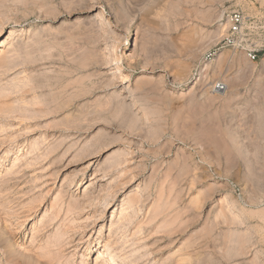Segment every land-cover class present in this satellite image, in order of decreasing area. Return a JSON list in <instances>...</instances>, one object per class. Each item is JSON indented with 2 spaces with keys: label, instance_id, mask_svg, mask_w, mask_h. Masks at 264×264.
<instances>
[{
  "label": "rangeland",
  "instance_id": "obj_1",
  "mask_svg": "<svg viewBox=\"0 0 264 264\" xmlns=\"http://www.w3.org/2000/svg\"><path fill=\"white\" fill-rule=\"evenodd\" d=\"M195 1L0 0V264H264V0Z\"/></svg>",
  "mask_w": 264,
  "mask_h": 264
},
{
  "label": "built area",
  "instance_id": "obj_2",
  "mask_svg": "<svg viewBox=\"0 0 264 264\" xmlns=\"http://www.w3.org/2000/svg\"><path fill=\"white\" fill-rule=\"evenodd\" d=\"M225 25L223 39L210 53V57L222 49L229 48L245 54L250 61L259 60L262 47H258L255 36L264 30V21L254 19L244 9L239 8L226 14ZM222 88L223 85L220 86V89Z\"/></svg>",
  "mask_w": 264,
  "mask_h": 264
},
{
  "label": "bare ground",
  "instance_id": "obj_3",
  "mask_svg": "<svg viewBox=\"0 0 264 264\" xmlns=\"http://www.w3.org/2000/svg\"><path fill=\"white\" fill-rule=\"evenodd\" d=\"M74 1V0H73ZM83 1H85V0H75V2L76 3H81V2H83ZM202 2H206V0L204 1H201V3ZM189 3H191L192 5H193V7L194 8H196V6H197V2L195 1V0H189ZM175 7V6H174ZM193 7H192V9H193ZM73 8V7H72ZM175 8H177V7H175ZM174 8V9H175ZM192 11H194V9L193 10H190L189 12L192 14ZM195 13V12H194ZM193 13V14H194ZM206 13H207V11H206ZM192 14V15H193ZM203 16V15H202ZM220 17V16H219ZM204 18V17H203ZM202 18V19H203ZM205 19V18H204ZM221 18H219V22L220 21H223V20H220ZM219 24V23H218ZM221 25V28L222 27H225L226 25H225V23H222V24H220ZM220 28V29H221ZM225 29V28H224ZM223 30V29H222ZM235 52V51H234ZM226 58L224 57V55H223V52H218V54H217V57H216V61H220L221 62V64L224 62V64L223 65H220L219 67L217 66V68H220L222 71L224 70L225 71V67L224 66H227V64H230V62H232L233 61V57H230V58H228L227 57V59L225 60ZM220 62H219V64H220ZM218 64V65H219ZM208 65V64H207ZM242 71V70H241ZM244 71V70H243ZM252 71V70H251ZM261 71H264V58L262 59V64H261V66L260 67H258V68H256V69H254L253 71H252V74H254L255 75V77L257 76V74L259 73V72H261ZM251 73V72H250ZM246 74V73H245ZM263 75V74H262ZM260 76H261V74H260ZM263 77V76H262ZM223 78V77H222ZM261 79V78H260ZM264 79V78H263ZM259 80V79H258ZM262 80V79H261ZM240 84V83H239ZM225 86L224 85V83H223V81H222V79H220V80H218L217 82H215L210 88L213 90V92H214V90L216 91V90H219V92H221V89H220V86ZM263 85V84H262ZM223 89V88H222ZM211 90V91H212ZM205 92H207V91H205ZM236 95V94H235ZM264 95V94H263ZM236 97V96H235ZM260 97H261V95H260ZM215 98V97H214ZM213 98V99H214ZM258 98V99H257ZM257 98H255V99H257L256 100V102L255 101H253L254 103H253V105L255 106V108H259V107H261V103H260V101H258L259 100V96L257 97ZM212 99V100H213ZM261 99H263V98H260V100ZM211 100V101H212ZM264 100V99H263ZM263 100H262V102H263ZM216 101V100H215ZM251 102V101H250ZM191 118V117H190ZM195 119V118H194ZM193 119V120H194ZM189 120V119H188ZM188 120H186V124H187V122H188V124L187 125H189V123H190V120L188 121ZM192 123V124H191ZM190 124L191 125H195L196 126V121H195V123H193V122H191ZM186 126V125H185ZM190 126V125H189ZM189 126H186V127H189ZM194 126V127H195ZM193 127V126H192ZM192 127L190 126L189 127V129L192 131V130H194V129H192ZM188 131V133H189V135H190V132L191 131ZM195 131H197V133L196 134H198V130L197 129H195ZM195 136H197V135H195ZM191 137V136H190ZM222 139V138H221ZM99 253H101V250H99Z\"/></svg>",
  "mask_w": 264,
  "mask_h": 264
}]
</instances>
